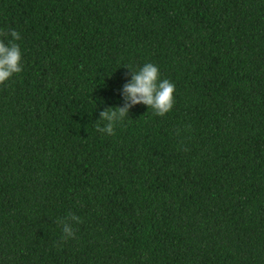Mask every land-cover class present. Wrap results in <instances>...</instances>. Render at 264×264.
<instances>
[{
    "label": "trees",
    "instance_id": "obj_1",
    "mask_svg": "<svg viewBox=\"0 0 264 264\" xmlns=\"http://www.w3.org/2000/svg\"><path fill=\"white\" fill-rule=\"evenodd\" d=\"M9 29L0 264H264V0H0ZM145 62L172 109L99 132Z\"/></svg>",
    "mask_w": 264,
    "mask_h": 264
},
{
    "label": "clouds",
    "instance_id": "obj_2",
    "mask_svg": "<svg viewBox=\"0 0 264 264\" xmlns=\"http://www.w3.org/2000/svg\"><path fill=\"white\" fill-rule=\"evenodd\" d=\"M10 39L5 43L0 41V83L9 80L14 74L22 71L23 62L20 47L14 41L19 40L20 33L9 29ZM130 73V80L122 87V95L126 103L110 106L99 112L98 121L103 122L98 127L99 132L112 135L114 128L128 116L131 106L143 104L151 108L156 115L168 113L174 104L175 84L167 78H162L158 66L152 62H145L138 68L126 67ZM80 223V217L69 213L66 219L60 221L64 239L74 236L72 223Z\"/></svg>",
    "mask_w": 264,
    "mask_h": 264
}]
</instances>
